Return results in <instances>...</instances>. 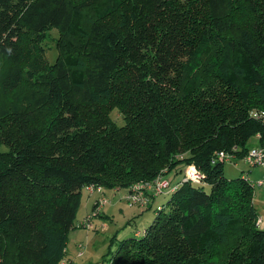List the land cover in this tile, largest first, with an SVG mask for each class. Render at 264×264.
I'll use <instances>...</instances> for the list:
<instances>
[{"label": "trees", "instance_id": "16d2710c", "mask_svg": "<svg viewBox=\"0 0 264 264\" xmlns=\"http://www.w3.org/2000/svg\"><path fill=\"white\" fill-rule=\"evenodd\" d=\"M0 93V264L65 258L83 187L187 165L107 264H264L252 181L217 159L264 133V0H0Z\"/></svg>", "mask_w": 264, "mask_h": 264}, {"label": "rangeland", "instance_id": "374dc122", "mask_svg": "<svg viewBox=\"0 0 264 264\" xmlns=\"http://www.w3.org/2000/svg\"><path fill=\"white\" fill-rule=\"evenodd\" d=\"M46 35L43 42L46 50L45 54L48 61L53 63L57 56L54 43L58 33L56 29H51ZM5 100L6 96L0 93V102H5ZM110 116L117 125L123 124V119L116 109L112 110ZM255 143V139L251 138L247 146L250 147ZM1 149L4 148L1 147ZM180 168L178 166L173 169L174 176L171 179L173 184L176 179L181 178L179 173H182V169ZM223 174L226 178L246 175L249 181L254 182L262 177L263 170L260 167L249 166L242 159L225 160L223 162ZM205 190H208V186H205ZM102 194L108 201L103 204L97 215H91L93 203L101 193L94 191L90 194L85 187L81 189L80 205L74 221L76 227L69 233L68 252L75 256L79 251V245L82 244L83 255L78 258V261L83 264H107L119 241L134 236V232L142 233L154 218V208L164 204L167 200L166 195H160L156 198L152 207L143 208L125 201L126 189L104 188ZM253 205L263 219L259 226L264 228V185H254ZM88 215L91 216L92 227L90 228L80 225Z\"/></svg>", "mask_w": 264, "mask_h": 264}, {"label": "built area", "instance_id": "2783aa9c", "mask_svg": "<svg viewBox=\"0 0 264 264\" xmlns=\"http://www.w3.org/2000/svg\"><path fill=\"white\" fill-rule=\"evenodd\" d=\"M256 116V113H253ZM256 143L248 148L244 156L241 158L244 162H246L251 167H260L263 170L262 177L258 178L254 182H251L252 185L263 186L264 185V133H257L253 137ZM238 150L236 146L232 148L231 152H217V159L224 162L225 160L232 161L236 160L235 151ZM214 158L212 163L217 160ZM247 178V176H244ZM202 179V174H200L197 169L193 165H187L183 169L181 181H191L194 183H200ZM179 183V182H178ZM178 183L173 184L169 178H166L163 173L158 174L155 178L150 181H141L134 183L130 190L125 194L124 199L129 204H136L140 207L145 208L152 197H157L162 194H168L174 190ZM88 193H93L94 191L100 192L101 195L97 198V206L94 211H92L91 215H95L100 208L105 204L108 200L102 194L103 190L101 187H95L93 185H89L85 187ZM91 216H87L84 221L80 223V225L84 227H92V223L90 221ZM262 221L261 216H258L256 219V224L259 225ZM83 245H79V251L77 252L78 256L83 255ZM58 264H72L71 261L67 258H62L58 262Z\"/></svg>", "mask_w": 264, "mask_h": 264}, {"label": "crops", "instance_id": "0c3cea01", "mask_svg": "<svg viewBox=\"0 0 264 264\" xmlns=\"http://www.w3.org/2000/svg\"><path fill=\"white\" fill-rule=\"evenodd\" d=\"M97 199V198H96ZM156 200V199H155ZM155 200H154V202H155ZM154 202H153V204H154ZM152 204V205H153ZM260 216V215H259ZM262 218V217H261ZM263 222V219H262V221H261V223ZM260 223V224H261ZM259 224V225H260ZM260 227V226H259ZM70 233V232H69ZM133 235H137V233H135L134 232V234ZM68 244H69V234H68V242H67V247H66V255H65V258H67V259H69L70 261H71V263H73V264H83L81 261H78V258L79 257H81V256H78L77 254H75V256L74 255H72V254H70V252H68Z\"/></svg>", "mask_w": 264, "mask_h": 264}]
</instances>
